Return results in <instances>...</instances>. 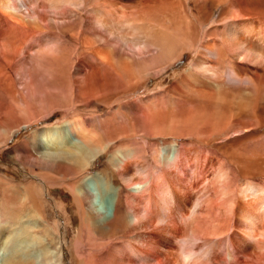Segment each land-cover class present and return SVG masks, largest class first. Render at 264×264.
<instances>
[{
  "label": "rangeland",
  "instance_id": "1",
  "mask_svg": "<svg viewBox=\"0 0 264 264\" xmlns=\"http://www.w3.org/2000/svg\"><path fill=\"white\" fill-rule=\"evenodd\" d=\"M90 1L82 15H76L70 26L60 30L20 26L17 24L18 19L7 15L2 9L0 1V126L13 129L9 137L0 143V204L4 205L5 199L10 196L5 180L21 186L29 180H34L32 177L36 176L37 180L34 181L39 182V178L41 184H38L51 189L50 181L35 173L52 174L58 178L70 171L68 167L57 166L48 172L49 165L32 158L33 154L24 142L41 129L74 118L79 127H87L89 131L83 135L80 131L68 127L69 138L73 141L82 142L85 140L84 136H89L93 132L103 133L107 129L112 131L113 136L127 137L117 156V169L113 168L115 183L121 188L123 202L127 208V201L133 197L130 181H142L141 189L144 191L141 194H144L139 198L136 208L141 211L143 217L148 214L156 218L160 216L159 220L154 221L160 231L158 240L162 238L161 244L156 245L160 252L162 251L159 261L164 262L168 257L175 259L181 251L179 242L187 233L192 234L190 233L192 229H184L179 225L182 219L179 216L182 213L193 215L205 210L207 204L205 202L214 195L212 190L222 185L224 175L231 183L240 186H245L246 183L253 186L264 185V179L261 177L247 179L238 177L237 163L232 162L225 154L234 152L238 158L243 156L249 158V155H252L250 153L259 154L264 151V123H260L259 118V115L264 113V60L249 53L234 63L243 77L242 80L237 79L229 71L220 85L213 81L208 71L199 70L196 71L198 74H193L195 69L192 68V62L197 61L199 58L197 56L201 54L213 53L214 50H209L210 45L207 46V43L218 41L220 32L226 30L223 25L218 34L208 37L209 40L206 37L208 30L211 31L220 24L222 11L232 10L231 0H100L101 3L98 5L94 0ZM26 3L31 9L35 6L28 0ZM219 3L220 7L215 8L214 6ZM110 4L115 8L121 7L122 4L126 5L127 15H120V11L116 10L112 13L113 8L108 7L112 6ZM234 4L235 2L232 3ZM95 10L100 12V18L98 16L97 20L112 22L113 27H119L117 30L114 27L111 32L105 31L106 37L115 41L113 45H105L106 39L95 41L96 32H102L101 29L104 28L101 23L94 24L97 20H90L96 17ZM54 15L61 21V17L64 18L67 14ZM130 27L135 28L134 34L125 33ZM200 29L202 31H199ZM191 31L195 35L193 40L198 42L195 46H192L185 36L189 33L191 35ZM164 32H169L182 44L187 45L189 42L185 53L178 55L180 52L176 54L172 50H162L158 45L161 42L166 43L165 35L161 34ZM156 34L162 38L155 46L151 44L149 49H155L154 53L145 51L141 55L134 43L153 42ZM191 46L193 50L196 49L195 52ZM98 51L103 57L97 54ZM223 54L227 57L226 52ZM106 56L112 60L107 61ZM169 60L172 62L167 63ZM109 62L113 65L114 62L126 63L128 68L125 73H118L112 69ZM223 63L226 64L225 61ZM139 69L144 70L138 72ZM94 75L100 80L99 91L103 98L112 95L110 99L104 101L95 98L93 94L76 93L80 82L85 87L91 85ZM132 84H135L132 91L122 93ZM241 97H248L249 113L235 119L236 130L226 136H216L205 131L215 127L230 113H236ZM136 103L143 112L141 117L134 111ZM253 111L256 113L253 114ZM207 138L210 140L209 143L203 141ZM171 144L174 145L177 156L180 155L188 165L185 174L175 168L171 159L168 162L165 158ZM107 160L108 154L101 156L96 168L102 167ZM30 167L34 168V173L30 171ZM26 176L30 179H25ZM184 179L188 180L184 182ZM190 183L194 187L192 202L186 210H176L175 221H179L176 223L178 227L170 226L166 217L168 214L166 204H177ZM54 185L60 186L63 182ZM44 197L49 199L45 200L52 203V207L55 205L51 190H48V195L44 194ZM157 201L158 211L154 209ZM10 202L14 204L13 201ZM20 202L23 200L16 203ZM46 215L51 221L50 213ZM54 215L60 223L63 219L67 220L62 212ZM78 224V221L74 222L76 227ZM59 226L61 232H67L62 224ZM154 226H144L142 231L146 239L148 235L145 232L150 233ZM119 231L104 240L99 238L102 242L112 238L110 245L102 249L105 254L93 252L90 246L85 248L84 258L88 264H104L103 258H108L112 248L122 243L121 238H118L121 234ZM69 234L71 235V232ZM66 235L68 234L66 233L65 237ZM204 237L195 238L202 246L193 249L192 255L197 256L205 250L207 252L202 254L201 264H223L224 255L227 254L229 257L223 244L216 246L218 239L212 235ZM169 239L172 240L170 244L166 243ZM238 242L243 246L244 242L240 240ZM20 247L34 254L42 252L35 240L23 239ZM64 247V264H74V248L69 243L64 244ZM252 256L258 259L256 254L253 253Z\"/></svg>",
  "mask_w": 264,
  "mask_h": 264
},
{
  "label": "bare ground",
  "instance_id": "2",
  "mask_svg": "<svg viewBox=\"0 0 264 264\" xmlns=\"http://www.w3.org/2000/svg\"><path fill=\"white\" fill-rule=\"evenodd\" d=\"M0 1H2V9L7 12V15H11V17L18 19L17 24L20 26L46 27L59 30L63 27L70 26L73 19H75L74 17L76 15H82L86 5L91 3L90 0H28L30 3L33 2L32 6L35 5L31 9L26 3V0ZM231 1L232 3L235 2L234 5H232V3L230 5L232 10L230 9L231 11H229L224 9L219 18L220 24L211 31L208 30L206 33L208 39V37L210 38L218 34L223 25L226 29L220 32L221 36H219L218 41L212 42V44L210 42L207 43V46L210 45L208 49L214 50L212 51L213 53L206 54L204 52L205 54H201L202 56L196 55L199 57L198 60L192 62V68L195 69L193 74H198L196 71L199 70L208 71L212 75L213 81L219 85L224 82V77L229 71L230 74L237 77V79L242 80L243 77L240 76V72L237 70V66L234 63L243 59L246 55H249V53H253L256 58H263L264 60V0ZM99 2L100 0H94V3H97V5ZM36 3L39 5L37 4V6ZM220 5L221 3L214 7L219 8ZM108 7L113 8V11L110 10L112 13H115L114 11L116 10L120 11V15H127L126 5L122 4L121 7L117 8L113 5ZM94 13L96 17L94 16V18L90 20H97L98 16L100 18V12L95 10ZM54 14H59L61 16L67 15L64 18L61 17V21H59L60 18H56ZM128 20H126V22L129 23ZM96 23L94 24L98 25L101 23V26L104 28L101 29L103 33L96 32L95 41L99 42L106 39L104 40L105 45H113L115 41L109 40L105 34L106 30H108V32L113 31L112 29H114L115 26L113 27L112 22L108 23L105 20L99 19ZM118 28L119 27L115 30ZM199 31L202 30L200 29ZM135 32V28L132 27L125 31L126 34H134ZM176 32H178V30H176ZM164 33L161 34L165 35L164 40L166 43L163 44L161 42L159 45L157 44L162 50H172V52L174 51L176 54L180 52L178 55L185 53V49L188 48L189 42L187 45L182 44L169 32ZM185 36L190 40L192 46L198 44V42L193 40V36L195 35H193L192 31L191 35L189 33ZM23 37V39H25V36ZM161 38V36L156 34L153 42L144 44L138 42L134 43V45L141 55L145 51H153L154 53L155 49L150 50L149 48L151 44L155 46V44L158 43L157 41H160ZM214 39L217 38L214 37ZM195 50L196 49L193 51L195 52ZM223 52L227 53V57L225 56L226 58ZM169 53H171V51ZM97 54L103 57V54H99V51ZM178 55L176 58H178ZM134 56L135 55H133V57ZM105 59L109 61L111 57L106 56ZM222 60H224L226 64L223 63L224 61L222 62ZM169 62L172 61L169 60L167 63ZM109 64L112 66V69L118 71V73H125L126 68H128L126 63L116 64V62H114L113 65L109 62ZM143 70L144 69H139L138 72ZM189 71L192 72V70ZM95 77L94 75L91 85L85 87L82 86L81 82L78 86L76 85V93L78 95H84V93L93 94L95 98L103 99L104 101L110 99L112 95L103 98V95L99 91L100 80ZM187 84L188 86L190 85L189 83ZM134 85L135 84H132L122 93L125 94L132 91ZM240 99L242 100L239 102L236 113L228 112L230 115L227 118L225 116L216 126L214 125L215 127H210L209 130H202L214 133L216 136H226L230 134V132L236 130L234 128L236 127L234 126L235 119L249 113L248 97H241ZM225 101L227 102V100ZM134 111L139 117L143 116L141 107L138 106L137 103L134 107ZM252 113L255 114L256 112L253 111ZM259 118L260 123H264V113L260 114ZM74 121V118L65 119L63 122L56 125L41 129L31 137H28L26 142H24L26 147L31 150L33 154L31 156L32 158L47 166L49 165L50 168L48 172L52 171L57 166L68 167L70 171L60 175L58 178H55L52 174L45 175L43 173H35V175L38 174L48 179L51 184V189L40 185L41 182L39 178V182L34 181L37 180V177H32L29 173L30 171L34 173V168L32 167H30V171L28 172V175H31L34 179L32 181L26 180L27 182L23 183V185L16 186L12 182L5 180L6 189L10 191V196L8 199H5L4 205L0 204V264H64V244L67 243L74 248V264H88L84 258L85 248L90 246L93 252L104 253L102 249L110 245V239L112 238H109L108 241L105 240V242L100 241L101 239L99 238H103L104 240V238L115 234L119 230L121 234L118 238H121L120 241L122 243H114L116 245L108 254L110 257L103 258L105 260L104 264H201L203 262L202 254L207 251L204 250L197 256L192 255L193 249L201 248L202 246V243L196 242L195 238H200L201 236L208 238L210 235L218 239L215 243L216 246L219 247L223 244L222 246L228 252L229 257L227 254L224 255L223 264H264V257L262 256L264 255V185L253 186L252 184L246 183L245 186H240L231 183L228 177L224 175L225 180L222 185L212 190L214 191V195H211V198L205 202V204L207 203L205 210L194 213L193 215L182 213V216H179L182 218L181 222H176V210H186L189 203L192 202L191 196H193L192 192L194 187L192 183L188 184V187L185 188L177 204H166V210H168L166 217L167 221L171 224L170 226L177 228L178 226H176V223L179 222L181 223L179 225L183 226L184 229H192V232H190L192 234L190 235L187 233L182 241L179 240L181 251L179 255L177 254V258L173 259L168 257L166 261L160 262L159 257H161L162 251L160 252L156 245H159L162 238L158 240L160 231L156 228L154 222L159 220L160 216L156 218L148 214L143 217L140 214L141 211L136 208L139 204V198L144 194H141L144 191L143 188L141 189L143 186L142 181H130L129 184L131 190H133V197L131 199L129 198L127 201V208L123 202L121 188L115 183L116 178H114L113 168H115V170L117 169V156L119 155V151H121L120 147L125 145L123 141L127 137L123 136V138H120L113 136L112 131L107 129L104 130L103 133L93 132L89 136H84L85 140L82 142L73 141L69 138L68 127L80 131L83 135H85V132L89 131L87 127H79L76 121ZM212 123L214 124V122ZM6 128L0 126V143L4 142L9 137V134L13 130ZM236 133H238V131ZM203 141L209 143L210 140L207 138ZM225 148L228 150L226 145ZM262 151L259 154L250 153L252 155H249V158H246V156L238 158L234 152L230 154L227 151L230 156L228 153L225 154L228 159L237 163L238 177L244 179L261 177V179H264V151ZM104 154H108L107 162L102 167L96 168L97 162ZM166 154V160L168 161L171 159L175 168L180 169V171L185 174L188 165H186L180 155L177 156V151L173 144H171ZM25 179L30 178L26 176ZM186 180L188 179H184V182ZM62 182L63 185H54ZM48 190H51L54 195L55 205H53V207L51 205L52 203L46 201L48 198L44 197V194L48 195ZM18 200H23V202L16 203ZM10 201H13L14 204H11ZM158 202L159 201H157L154 206V209L157 211L159 209ZM53 212L55 214L62 212L67 220L63 219V222L60 223L57 221ZM46 213H50L51 221L48 220ZM198 214L200 215L198 216ZM160 215L162 214L160 213ZM75 221L79 222L78 227L74 225ZM60 224H62L63 228L67 231L66 233L68 235H66V237V233L61 232ZM147 225H155L150 233L145 232L149 240L145 238L144 231H142L144 226ZM179 228L181 227L179 226ZM176 231H178V229H176ZM180 231L182 230H179V232ZM70 232L71 235L69 234ZM23 239L35 240L42 249V252L34 254L23 250L22 247H20ZM239 240L242 243L244 242L243 246L238 244ZM171 241L172 240L169 239L166 243L169 242L170 244ZM182 245L184 247H182ZM214 250L217 249L214 248ZM252 252L256 254L258 259L252 256ZM221 258L222 257H220V260Z\"/></svg>",
  "mask_w": 264,
  "mask_h": 264
}]
</instances>
